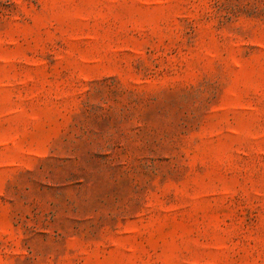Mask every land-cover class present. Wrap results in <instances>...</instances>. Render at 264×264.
Returning a JSON list of instances; mask_svg holds the SVG:
<instances>
[{
  "label": "rangeland",
  "instance_id": "374dc122",
  "mask_svg": "<svg viewBox=\"0 0 264 264\" xmlns=\"http://www.w3.org/2000/svg\"><path fill=\"white\" fill-rule=\"evenodd\" d=\"M0 264H264V0H0Z\"/></svg>",
  "mask_w": 264,
  "mask_h": 264
}]
</instances>
